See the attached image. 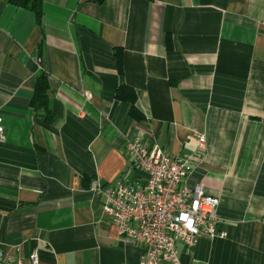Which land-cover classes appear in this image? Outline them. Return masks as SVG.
<instances>
[{
  "label": "crops",
  "instance_id": "1",
  "mask_svg": "<svg viewBox=\"0 0 264 264\" xmlns=\"http://www.w3.org/2000/svg\"><path fill=\"white\" fill-rule=\"evenodd\" d=\"M0 0V248L27 264H139L95 183L141 186L126 141L190 157L224 239L181 264H264V0ZM118 54V56H117ZM48 75V108L32 103ZM129 87L132 105L116 98ZM89 93L91 98L85 97ZM138 116V115H137ZM205 146L198 147L199 137Z\"/></svg>",
  "mask_w": 264,
  "mask_h": 264
},
{
  "label": "built area",
  "instance_id": "2",
  "mask_svg": "<svg viewBox=\"0 0 264 264\" xmlns=\"http://www.w3.org/2000/svg\"><path fill=\"white\" fill-rule=\"evenodd\" d=\"M3 140L0 119V142ZM205 143V137H199L200 149ZM125 150L132 168L145 174L141 186L95 183L93 192L101 197L102 211L113 219L119 234L146 249L139 264H181L177 244L191 250L201 239L226 238L218 228L219 199L208 196L199 184L187 186L190 157L171 156L154 141L142 142L138 137L128 139ZM0 264L25 262L0 248ZM27 264H40L38 250L28 256Z\"/></svg>",
  "mask_w": 264,
  "mask_h": 264
},
{
  "label": "trees",
  "instance_id": "3",
  "mask_svg": "<svg viewBox=\"0 0 264 264\" xmlns=\"http://www.w3.org/2000/svg\"><path fill=\"white\" fill-rule=\"evenodd\" d=\"M11 4L18 8L30 10L36 17L38 25L41 24L43 17V0H8ZM118 56V54H117ZM50 91V85L48 81V75L46 73L40 74L35 81L34 85V97L32 103L37 109L45 108L47 111L46 121L48 123L53 122L54 114L48 108V92ZM116 98L122 102H129L132 105L131 115L135 118L140 116L139 111L136 108L137 96L136 93L129 87L119 88L116 94ZM138 115V116H137Z\"/></svg>",
  "mask_w": 264,
  "mask_h": 264
}]
</instances>
